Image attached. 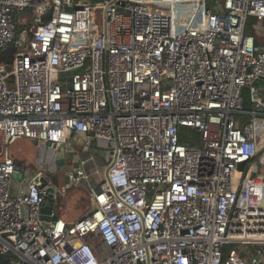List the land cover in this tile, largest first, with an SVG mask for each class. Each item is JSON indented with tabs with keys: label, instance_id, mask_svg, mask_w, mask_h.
Returning <instances> with one entry per match:
<instances>
[{
	"label": "built area",
	"instance_id": "1",
	"mask_svg": "<svg viewBox=\"0 0 264 264\" xmlns=\"http://www.w3.org/2000/svg\"><path fill=\"white\" fill-rule=\"evenodd\" d=\"M249 17L264 20V0H0V49L15 46L0 62L8 264H264V48ZM80 134L109 160L97 184L86 158L66 173L94 208L42 218L60 195L42 163ZM20 137L50 152L13 182Z\"/></svg>",
	"mask_w": 264,
	"mask_h": 264
},
{
	"label": "rangeland",
	"instance_id": "2",
	"mask_svg": "<svg viewBox=\"0 0 264 264\" xmlns=\"http://www.w3.org/2000/svg\"><path fill=\"white\" fill-rule=\"evenodd\" d=\"M95 11L97 12V16L95 18L96 24L100 25V12L98 9H95ZM257 37L260 41L263 40L264 33L263 34L259 33ZM70 138L68 142L62 146V150L58 152L55 157L53 154L52 155L50 154L49 161L45 163L41 162L45 157V155L42 154V152L49 153L50 151L43 146L39 147L37 142L30 138H26V137L17 138L9 145V150L16 161L15 162L16 165L20 166V168L21 167H24L26 169L28 168L26 170L27 172L28 171L37 172L38 170H41L40 164L42 163L43 168L46 170V172L49 173L50 177L53 180L52 184L56 186L60 191V199L58 201L52 202L47 200L42 205V207L44 206L48 207L49 208L48 211L54 210L57 216L62 218L65 216L73 221L77 219L79 216L88 214L94 207L93 206L89 207V203L87 199L86 200L85 199L83 200V198L78 199V197L81 194H85L87 196L89 195L90 183H87L86 181L82 180L80 183L71 184L67 181L66 173L69 170H71V167H73L75 158H78L79 156L82 157L88 155V157L90 156V159H92L90 166L92 167L96 166L95 168L97 169L94 170L98 171V174H96L95 172V175L97 177L94 176L95 184H97L100 176L104 177L105 175L104 174L105 169L101 170V166H103L102 157L105 154V150L101 149L99 152L93 150L95 149L94 147L87 150H84L82 147L79 146L74 147L73 145H76V143H72ZM83 140L85 141L86 139ZM73 150H76V153L74 151V153L76 154L75 156L71 154ZM108 161H106V163ZM88 169H90V167ZM92 169L90 170L94 172V170ZM23 174H24L23 170L19 169L18 174H15V176L13 177V182H18L22 180L24 176ZM91 201L90 204L93 203Z\"/></svg>",
	"mask_w": 264,
	"mask_h": 264
},
{
	"label": "crops",
	"instance_id": "3",
	"mask_svg": "<svg viewBox=\"0 0 264 264\" xmlns=\"http://www.w3.org/2000/svg\"><path fill=\"white\" fill-rule=\"evenodd\" d=\"M252 30H253V36H254V38H255V43H256V46L257 47H260V48H264V39L263 40H259L258 39V37H257V35L259 34V33H264V20H260V21H258V20H255V22L253 23V25H252ZM71 142L72 143H76V145H73L74 147L76 146V147H82L84 150H87V149H90V148H95V149H93V150H95V151H99L100 152V150L102 149H104L103 147H101V146H99V145H93V146H88L87 144H86V142L83 140V139H85V137L84 136H82L81 134L80 135H73V136H71ZM105 150V149H104ZM74 151H75V153H76V150H73L72 152H71V154H73V156H75L76 154L74 153ZM78 151V150H77ZM97 153V152H96ZM80 157V156H79ZM107 154H106V151H105V154L103 155V157H102V160H103V163H104V167H105V165H106V161H107ZM81 158V157H80ZM82 158H86V159H88V163H87V170L88 171H91L90 169H92V170H94V169H97V168H95V167H92V166H90V164H91V160L92 159H90V156L88 157V155L87 156H82ZM102 163V162H101ZM94 166V165H93ZM18 167V170L19 169H22L23 170V177H25L26 175H34L36 172H30V171H26L27 169L26 168H24V167H21L20 168V166H17ZM90 167V169H88ZM94 173H95V170H94ZM97 173H98V171H97ZM96 176V175H95ZM99 176H100V174H99ZM101 177V176H100Z\"/></svg>",
	"mask_w": 264,
	"mask_h": 264
},
{
	"label": "trees",
	"instance_id": "4",
	"mask_svg": "<svg viewBox=\"0 0 264 264\" xmlns=\"http://www.w3.org/2000/svg\"><path fill=\"white\" fill-rule=\"evenodd\" d=\"M255 18L253 17H249L246 21V24H245V27H244V31L246 33H251L253 34V30H252V25L253 23L255 22ZM15 52V46L13 45V43H9L7 44V46H5L4 48H1L0 49V62H3V63H10L11 60H12V56ZM245 105L247 106L248 105V100H247V97L245 98ZM15 160V159H14ZM16 162V161H15ZM103 166H101V170L104 169V163H102ZM83 198V200L87 199L88 200V203H89V207L90 206H93V203L90 204V201H91V198L90 196L88 195H85V194H81L78 199H81ZM60 199V195L58 197V200ZM57 200V201H58ZM92 202V201H91ZM86 215V214H85ZM83 215V216H85ZM82 216H79L78 218H80ZM62 218V217H61ZM63 219L67 222H71L72 220H70L68 217H63ZM76 220V219H75ZM73 220V221H75ZM8 261H9V256H7L6 254H3V253H0V264H8Z\"/></svg>",
	"mask_w": 264,
	"mask_h": 264
},
{
	"label": "water",
	"instance_id": "5",
	"mask_svg": "<svg viewBox=\"0 0 264 264\" xmlns=\"http://www.w3.org/2000/svg\"><path fill=\"white\" fill-rule=\"evenodd\" d=\"M243 165H244V162H241L240 165H239V167H240V168H243ZM37 179H38V178L35 177V180H37ZM47 200H48V201H51L50 196L48 197ZM48 210H49V208H48V207H45V206L41 208V212H42L41 217H42V218H49L48 215H47V213L49 212ZM56 218H57V215H54V216H53L52 218H50V219L54 220V219H56ZM6 255H7V256H10V253L8 252V253H6ZM147 264H149V262H148Z\"/></svg>",
	"mask_w": 264,
	"mask_h": 264
},
{
	"label": "bare ground",
	"instance_id": "6",
	"mask_svg": "<svg viewBox=\"0 0 264 264\" xmlns=\"http://www.w3.org/2000/svg\"><path fill=\"white\" fill-rule=\"evenodd\" d=\"M95 172H96V174H98L96 170H95ZM100 178H101V177H100ZM100 178H99V180H100Z\"/></svg>",
	"mask_w": 264,
	"mask_h": 264
}]
</instances>
